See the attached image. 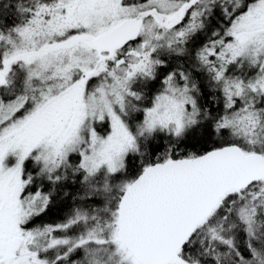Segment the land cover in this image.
I'll use <instances>...</instances> for the list:
<instances>
[{
	"label": "snow or ice",
	"instance_id": "obj_1",
	"mask_svg": "<svg viewBox=\"0 0 264 264\" xmlns=\"http://www.w3.org/2000/svg\"><path fill=\"white\" fill-rule=\"evenodd\" d=\"M0 264H264V0H0Z\"/></svg>",
	"mask_w": 264,
	"mask_h": 264
}]
</instances>
